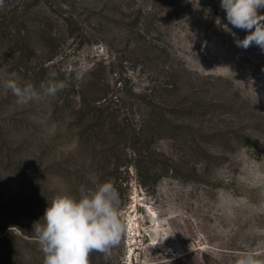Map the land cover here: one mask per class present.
<instances>
[{
    "label": "rangeland",
    "instance_id": "obj_1",
    "mask_svg": "<svg viewBox=\"0 0 264 264\" xmlns=\"http://www.w3.org/2000/svg\"><path fill=\"white\" fill-rule=\"evenodd\" d=\"M153 1L76 0L62 15L45 9L48 18L0 27V264H43L34 222L56 197L104 181L120 193L125 231L90 264H235L243 251L264 259V51L238 47L246 32L229 25L234 38L215 23H228L219 0H172L173 16ZM45 20L59 38L51 54ZM52 71L75 89L99 76L127 134L75 125V99L53 113L62 91L19 105L3 88L15 72L39 89ZM149 123L146 146L138 132Z\"/></svg>",
    "mask_w": 264,
    "mask_h": 264
},
{
    "label": "clouds",
    "instance_id": "obj_2",
    "mask_svg": "<svg viewBox=\"0 0 264 264\" xmlns=\"http://www.w3.org/2000/svg\"><path fill=\"white\" fill-rule=\"evenodd\" d=\"M228 23H215L234 38L236 34L229 25L244 30L243 39L236 38L238 47L256 45L264 51V0H219ZM5 0H0V8ZM55 71L41 83L39 89L32 83L21 84L17 73L12 72L3 80V88L10 90L19 105H26L42 97H55L69 87L65 80L57 79ZM120 193L112 181L99 183L93 191L74 198L58 196L45 208L43 223L34 222L35 238L43 253V264H90L89 255L100 252L107 258L118 246L125 231L119 214ZM167 238V237H166ZM235 264H264L250 251L241 252Z\"/></svg>",
    "mask_w": 264,
    "mask_h": 264
},
{
    "label": "trees",
    "instance_id": "obj_3",
    "mask_svg": "<svg viewBox=\"0 0 264 264\" xmlns=\"http://www.w3.org/2000/svg\"><path fill=\"white\" fill-rule=\"evenodd\" d=\"M75 1L76 0H5V6L1 10L2 12L0 11V27L3 24L10 23V25L12 24L20 28V26L29 20L28 17L32 16V14L34 15L33 17H35V19L39 18L40 16L48 18V15H46V10L56 13V15H62L65 13V9L73 8ZM153 2L159 11L168 14V16L176 15L178 12L172 0H154ZM41 8L44 9L43 13L38 11ZM37 11L39 15L36 14ZM5 13L10 15L6 19L3 17ZM140 15V10H138L137 18L134 21H137ZM7 19L9 23L4 22ZM44 23L45 24L43 25V29L41 31V37L44 39V41L52 45L48 50V54H51L54 49H56V45L54 43L55 41H58L59 38L58 36L51 33L50 27L52 24H49L48 21L46 22V20ZM25 48L26 57L34 52V50L30 47L28 48V46ZM23 56H25V54L21 53V57ZM28 58L29 57H27V59ZM95 72L96 69L91 70L89 74L93 76ZM94 78L97 80V82L88 80V82L85 84L86 86H83V88L75 89L74 85L69 84L68 90L65 89L62 91V93H59L61 95V102L64 103V105L62 106V103H60V105L54 109L53 113L65 110L63 107L65 106L66 101L69 99H75V107L73 109L75 125L86 124L85 128H89L91 135L94 136L104 134L105 136H108L110 133L113 135H126L127 130L129 129V124H118L114 111H112L108 105H105L107 99H105L106 96H103L110 92L109 86L106 84H100L103 85L100 87L99 83L101 82L98 81L100 77L95 75ZM59 79L64 80L63 78ZM89 85H94L96 90H93L92 87H87ZM89 93H92V95L90 96ZM101 93L103 94L102 97L104 98L103 102L98 100V94L100 95ZM150 124L151 123H149L147 128L144 127L138 132V135L142 138V141H144V145L146 146H148L150 142L148 137L152 136L157 127L156 124L155 126ZM147 159H149V157H146L144 154H140V162L146 163Z\"/></svg>",
    "mask_w": 264,
    "mask_h": 264
}]
</instances>
